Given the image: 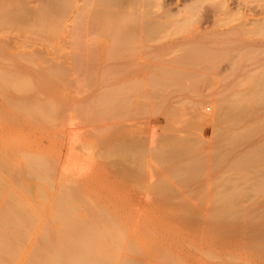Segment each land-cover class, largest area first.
Segmentation results:
<instances>
[{"label": "bare ground", "instance_id": "6f19581e", "mask_svg": "<svg viewBox=\"0 0 264 264\" xmlns=\"http://www.w3.org/2000/svg\"><path fill=\"white\" fill-rule=\"evenodd\" d=\"M251 2H263L262 4L264 6V0H191L190 3L185 8L187 9L188 13H191L192 15L196 13L198 15L199 13H201L200 16L203 17L205 15H208L210 12H219V11L227 12L226 14L229 13L231 14L232 5L240 6V5H244L245 3H251ZM167 4H168V0H0V122L4 123V124L0 123V128L25 127L28 129H37V128L45 127L48 124H53V128L57 130L55 131L56 136L54 137V140H52L53 139L52 138L51 143L47 142L48 144L50 143L49 145L47 144L45 146L44 145L45 143L42 145L40 142L42 146H45L44 148L37 142H33V145L31 142H29L28 144L30 145L31 143V145L27 147L26 146L22 147V145L13 147L12 145L13 142L8 144L9 142L6 143L0 140V197L5 195V200H3L4 202L2 201L3 204H0V264H11V262L14 261V259L17 260V258L21 253L22 255L24 254V256L27 253L24 252L23 250L26 247L25 243H26L27 235L30 233L29 232L30 230H28V228L29 229L32 228L33 230H31V232L32 231L34 232L35 226L33 225L36 224L37 226L36 221L39 219H35L34 216L35 214L33 215L34 211L31 212L33 210L32 208L34 207L33 205L30 209L31 211L27 209L29 208V205L27 204L30 200H28V202L26 203V202H22L23 201L22 198H25V196L29 192L34 191L33 187H36L37 183H39L40 180L41 183L46 184V185L42 184L41 186H39L40 189L42 190L44 188L45 189L44 191L42 190L39 191V189L36 190L37 188H39L38 185H40L41 184L40 183L37 185L35 189L36 192L37 191L39 192L35 194L40 195L43 192L42 194H44V197L45 195H47V192L51 190V187H54L55 184H59L57 185L58 188L56 187L58 189V195L56 191L53 192L56 194L57 197L56 203L49 202L51 204L49 206L54 207L51 210L52 212L49 211L51 213L52 219H48L50 213L49 214L47 213L48 216L46 215L47 216L46 220L49 223H51V221L53 222V220L57 221L58 223L56 222V224L60 223L58 227L60 226L61 230L59 231L58 228H55V225L53 223L49 225H47L48 223L45 224L47 221L44 219L45 225L43 226L45 228L44 227H43L44 229H42V227L40 228V230L42 229V233L40 231L41 233L40 235H42V237L38 236L37 239L36 234L34 233L35 235L34 238L36 237L37 240H39L40 238L42 244H40L39 242L40 240H39L37 242H34L35 247L34 246L32 248L30 247L31 250L30 252L27 253L28 255L26 257L27 261L25 260L27 264H142V260L139 257L140 250L137 249L139 246L134 247L140 244L141 239L139 241V244L138 243L137 244L133 243V245L132 243L130 244L129 240L127 239L128 237L126 238L127 235H124L127 234V231L123 232L125 230V227L120 226L121 223L123 225V222L119 221L120 224L118 225L119 222H118V218L116 219V216L119 213H117V210H114L113 208L115 214L111 215L110 211L112 213V209L111 210L109 209V212L106 211L108 209L104 210L106 208V205L108 207V204L103 203V206H101L102 204L101 200H99L98 202V200L96 199L97 196L95 195L96 197L94 196L92 197L91 195V193H93V195L95 194L93 191L91 192L92 187L90 185L92 180L91 174L93 172V171L90 172V169L92 168L93 164L99 165L105 162L110 166H112V168H114L111 171L114 173V175H117L119 178H121L122 181L125 179V180H131V182L136 181V183L137 182L141 183L142 188L144 186L147 190H145V193L143 194H141L143 190L141 192H139L140 190L138 191L139 196L137 197H139L140 201L144 202L147 201V199L149 201V199L153 195V193L152 195H150L149 191L151 190L150 192H152V190L154 189L155 190L154 194H156L155 198H158L159 200L158 199L155 200L154 198L155 195H154L153 196L154 200H152L153 198H151L150 201L151 202L160 201V199L163 198L162 199L163 202V200H165L164 197L166 195L168 197L169 194L168 198L172 197L173 186L172 183L170 186V182L167 176H166L167 177V181H166V178L164 177L165 175L164 176L161 175L162 177L160 178L162 179V181L159 180V178L157 177L158 178L157 180H159V182L158 181L154 182L155 178L153 179L154 176L153 173L157 165H162V164L164 166L168 165L167 168L170 170L168 173L172 174V176L174 177L173 178L171 176V179L173 178L172 179L173 182L176 177V181L174 183L178 184L177 183V178H178V180L180 179L185 186L186 182H184L183 180L185 179L187 180L189 178L191 179L192 177L194 178V180H197L195 177L198 172L201 173L203 169L208 170L207 166L209 165V163L207 165V159L210 161L213 160V163L215 161V164L212 167L214 171H215L214 168L215 165H216L215 167H218L223 163L222 164L223 167H227L226 164H229L228 168H231L230 170L232 169L233 170L230 172V170H228L227 168V171H225L226 176H227V172H229L231 175V173L236 169H240L241 171H243V172H238L239 170H236L238 174L239 173L241 174L240 175V177H242L241 179L250 175L249 178L252 179V183L249 184V186L251 185L249 189L253 192L250 191L251 193L250 194L249 191H247L249 189H246V191H244L245 188L246 187L248 188L249 186L246 183L245 184L247 186L244 185V183H242L243 180L242 181L238 180V182L239 181L240 182L236 183L237 180L235 181V177H237L236 176L237 172L235 173V171L232 173L233 176L235 173L234 182L232 181L233 178H231L233 177L232 175L231 177H229L230 176L229 175L228 176L229 179H227L226 181V178L228 177H226L225 174H223L224 171H221V173L223 172L222 175L225 177L222 179L223 181L222 180L220 181L219 180L220 178L218 179V177L220 176L217 175L216 179L218 180L216 182H219L220 184L219 186L225 188L221 189L219 187L221 190L220 189L218 190L217 188H213L214 185L212 186V184L208 182V184L212 186V189H210L211 186L210 188H208L209 185L207 184L208 181L207 179L214 178L213 177L214 175L212 174V171L208 172L212 174V178L211 177L207 178L206 176L209 174H207V172L206 173L204 172L205 173L204 174L203 173L204 170H203L201 175L204 176L207 174L206 176H204L207 179L201 178L204 180V182L206 181V184L208 185L206 187V185L204 184L205 190L207 188L212 191L213 189L217 190V191L214 190L215 193H213L214 191L213 192L210 191L213 194L212 195L211 193H209L208 189L207 191H205L202 188V186H199V188L201 187L203 189L202 192L203 194H205V192L211 194V195L208 194L210 196V198H208L209 201L205 202V207L206 204L208 203L207 206L210 209L209 217L204 215L205 218L207 217V219H209L210 222L207 223L206 225L212 224L211 227H213V224H216L215 226H217L218 224L219 226L222 225L224 228L227 227L228 229L229 228L231 229L232 227V240L236 239L237 242L238 240L239 241L241 240L242 241L240 242L241 244L244 243L246 246L249 247V249H251V250L247 249V251L249 252L252 251L256 256L252 252L251 255L253 254L252 256L257 257L256 258L257 261L259 260L262 264H264V208H262L264 205L262 206L259 205V204H263L264 202L261 203L263 198L260 201L259 198L254 197L255 195L254 193H256L255 195L256 197L258 196L257 193H259V195L264 194V148L262 147L264 145L263 142L264 140H261L264 137L262 135L261 136L263 138L260 137L261 138L260 141H262L260 143H263V145L260 144V146L262 145L261 147L263 148V150L260 146H257V144H255L256 146H253L254 141L252 142L250 141V139L253 138L251 137V135L254 136L256 134V130L252 128V126L254 125L257 128V125L258 126L260 125V123L257 124L254 120L253 122H250L252 120L251 114L255 115L256 113L254 114L252 112H254L255 109L260 110V108L257 109V107L264 106V73H261L256 78L255 77L252 78V80L251 79L249 80L248 78L249 81L247 83H249L248 84L249 87L247 86L248 88L247 90L245 89L244 92H242V90H240L241 92L236 91L237 93L232 92L230 96L226 98L223 97L216 103L211 101L210 103L214 106V113L212 114V116L210 117L206 116V110H204V106L203 104L201 105V103L200 106L197 104L195 109H193L191 118H193L192 121H194L197 125L209 121L211 123L215 122L217 125H221L222 123L224 124V122L227 121L232 122V127H230L231 130H227L226 132L228 136L223 134L222 137L221 136L222 134H220L221 131H219L221 130V128L220 127L217 128L216 136L220 137L218 142L220 141V139L222 140L223 138V140L225 139L226 141L228 140V144L232 143V146L234 148H236L237 146L235 147L233 144L236 143L235 145H237L238 143V146L241 147V145H243L244 142L245 143L247 142L246 144L248 145V148L253 146V148L249 149L250 152L248 151L247 155H246L247 153L246 150L244 156L237 153L242 157L240 158L237 157V159L234 158V160L236 159V161L233 160L234 162H232L231 159L230 161L229 159L225 160L226 159L225 157H228L229 154H233V152H238V151H234L235 149L233 147H229L230 145H226L230 149L229 151H227L228 147H226L227 150L224 148L225 144L227 143L226 141L223 147L226 151L224 150L222 152L223 149L220 150V146L222 147L223 142H220L221 144L220 146L218 145L216 146L217 149L219 148L220 153L222 152V154L221 157L215 155V157L216 156L218 157L215 159L214 154L216 153H214L215 151L214 149L210 150L211 153L212 151L214 153V154L212 153V155L209 153L210 151L208 150L207 152L205 150L199 151L200 148L198 146L200 144L198 143L201 142V140L199 142L197 141L193 142L194 138L197 136H194V133L192 132L190 133H192L191 135L193 136L192 138L193 140L190 137H189L190 140L189 139L183 140V137L180 138L182 141L181 140L179 141L178 138L176 140L175 138L176 141H174L175 142L174 143L173 140L172 141L170 140L169 142V139L168 140L163 139V137L170 138L167 137L168 136L167 135L168 131H167V133H165L167 136L161 137L162 140L160 138L159 144L156 143L158 142L157 141L158 139H156L155 136L157 133L154 131V129H151V127L149 131H144L146 133H144L143 131L139 132L137 130L138 131L137 132L131 130V132L128 133L123 132L124 135H122L118 130L119 132L115 133L114 137L113 135L107 134V132L111 130V128H113L112 127L113 123L111 125L110 120H112L113 117L115 119L117 118L118 115L117 112L121 110V107L123 106L125 108L126 106L133 104V101H131L132 99L130 97L131 96L130 94L135 93L134 92L135 89H132V87L134 86L136 87L137 83L132 82L136 84L134 86L131 85L129 89L127 88L128 91L127 90L126 91L128 92L129 95L125 94L126 96L124 95L125 97H122L123 95H121L120 93L123 92V90L125 89L124 87L123 88L121 87L119 89L120 91L118 90L119 92H116L117 89H115L116 91H114L113 89L116 88L114 85L112 84H109L108 86L103 85L104 82L105 83L108 82L103 80H105V78L106 80H108L109 75L112 73H113L112 76L115 78L114 72L115 73L119 72L118 74L120 75L121 65L120 63H118V61L122 58L123 54H124L123 57H125L130 53L129 50L131 49H129V47L130 45L133 44L132 43L133 40L135 42L136 36L140 34L153 35L158 33L164 27V25L159 20H155V18L158 17L160 12L156 11L154 8L164 7ZM260 13H261V17L255 19L254 22L258 29L256 30L260 33L261 32L264 33V9L260 10ZM144 17H148V19L145 21L143 19ZM140 18L141 20L144 21L142 24L133 23L139 20ZM181 28L183 27L180 26L178 30H181ZM225 32H227L225 36L227 34L230 37L239 35L238 30H232V27L226 29ZM198 33H199L198 37L195 40L189 42V44L184 45L185 46L184 48L182 46V50L180 49L182 52H179L180 54L177 53L178 54L176 55L177 57L174 58V63L180 65H183L184 63L183 66L186 65V67L184 68H187V65L188 67L189 65L190 66L192 65L191 70H189L190 67L187 69L188 70L187 71L186 69L181 68V66L180 68L179 66L178 68L176 66L171 67L172 69H170V67L166 68L162 66L163 64L161 63H160L161 66L159 65L158 63L159 59H158L157 60L158 64L156 63L157 67L155 66L153 71L150 72V75L148 76L147 85H146V87L148 88H147L146 96L144 94L143 95L138 94V96L142 98V101L145 100L144 102L147 103L150 102V99L153 100L155 98L158 100V98L160 97L159 99H161V102L158 101L157 103L154 102L155 104L154 107L156 109L157 108L156 105H158V103H162L161 105L165 106L164 111L161 113L165 121L164 123L165 127L163 126L165 130H166V126L170 127V124L171 127H173L172 120L174 121V118L173 119L170 118L171 117L170 112L166 104L167 103L166 95L168 96V92L166 94V90L167 88L171 87L170 83L174 82L172 86L179 85L180 87L183 84H186L187 81L193 80L195 77L197 78L200 77L199 80H201L204 75L201 70L197 69L196 65H199L198 67H200L201 65L206 66L209 70L210 68L215 69L216 68L215 66H217L216 64H218L217 61L215 63L216 60L215 57L217 56L223 57L221 59L217 57L219 60H222V59H226L224 57H226L227 55L229 56L230 54L233 53L235 54L236 52L232 50V48L236 46L234 43L230 45V47L235 45L230 49L232 50V53H230L231 51L227 52L229 49L222 50L220 47L221 45H224L225 43L224 41H222L224 43L219 45L220 47L215 46V49L217 47V49L219 48L218 50L220 51H218L217 49L216 50L213 49V47L210 48L211 46L207 42L211 44L210 42L211 40L206 41V39H208L209 37L210 39L215 38L213 34L210 35L211 33H214V31L212 32V30L205 29L198 31ZM214 34H216V32ZM205 35L206 36L210 35V36L207 38L205 37ZM233 41L234 39L228 41V44L230 42L232 43ZM217 44L218 43H216V45ZM221 50L225 51L226 53L221 52ZM248 52L250 53V50H248ZM108 58L111 59L112 61L107 62ZM235 58L233 59L234 62H235ZM117 59L119 60L117 61ZM160 61L161 60H159V62ZM234 62L232 63L234 64ZM236 64L238 63L236 62ZM81 67L83 71H85L83 69L84 67L87 69L86 72L89 70L88 73L92 71L91 73L92 74L94 73L93 76H95L96 79H99L97 81L101 82L102 80V82L98 85V87L96 88L94 87V90H91L90 93L84 95L85 97L82 96L81 99L79 97L81 103L79 106H76L74 105V103L73 104L69 103L71 97L68 96L69 99L67 98V96L64 94V92H66L65 89L64 91L61 90L65 88L64 86L65 83L67 82L66 81L67 76L74 74L76 72L75 70L77 69L80 70ZM192 67H194L197 71H192L195 70L194 68L192 69ZM233 67L235 66L233 65ZM207 68L203 70H207ZM118 69L120 71H118ZM233 69H238V68L235 67ZM73 71L75 72L72 73ZM198 71L199 73L202 72L203 76H200ZM118 76L115 79H118L119 78ZM112 79L113 78H109V80ZM112 81L115 80L113 79ZM182 81H184L183 84H181ZM196 81L194 82L198 83V80ZM194 82L190 81L189 83H194ZM139 83L140 82H138V84ZM141 84H139V88H141L140 87ZM110 85H112V89H110L111 87L109 88ZM119 87L117 86V88ZM125 87H128V85ZM131 89L133 90V92H131L132 91ZM111 90L113 92H111ZM142 90H138V91H141L142 94L143 92ZM169 90L170 89H168L167 91ZM126 91H124V93H126ZM132 95L137 96L135 94ZM142 96H144V98ZM229 97L230 99L232 98V100H229ZM122 98L126 100L124 101ZM127 99L132 103L130 102H129L130 104L127 103L128 102ZM134 99L135 98H133V100ZM144 102H142V105L145 106ZM124 104H126V106H124ZM140 104L141 103H139V105ZM151 106L152 108L150 109L151 110L154 109L153 104ZM130 107L128 106V108ZM253 108L255 109L253 110ZM154 110H152L153 112L152 111L151 112L154 113L155 112ZM248 112H250L248 117L249 119L251 118V120L248 121V123L246 122V124H249L250 125V126L248 125L249 127L246 124H244L245 122L244 123L241 122L244 120V116L247 117ZM172 117H176L175 114H173ZM145 120H147V118ZM16 122H19V124H16ZM241 123H243V127L246 125L248 128L245 129V127L244 128L239 127L240 130H237V128L236 130L235 128L232 129L237 125L239 126ZM110 125L111 128L109 129ZM116 126L118 125L114 126L115 131L117 130ZM196 128L199 129V126ZM258 128L260 129V127ZM144 129H148V128L145 127ZM223 129L224 128H222V131H224ZM252 129H254L255 132ZM190 130L192 129L190 128ZM172 131L173 129H171V132ZM259 132L261 131L259 130L258 134ZM258 134H256V136H259ZM188 135L189 134H187L186 137ZM91 136H94V139H92L93 137ZM173 137H177V136L173 135ZM195 139L197 140V138ZM177 141L179 142L176 143ZM248 141H250L252 145ZM213 145L214 144H212V146ZM240 147L238 149H242V147L241 148ZM212 148L213 147H211V149ZM205 149L207 148L205 147ZM219 150L216 151L217 154L219 153L218 152ZM225 152H227V156L225 155L224 157H222ZM237 154L234 155L237 156ZM234 155L231 156L233 157ZM231 156H229V158H231ZM222 159L225 162L228 161L229 162L225 164L224 162H221ZM100 161L102 162L100 163ZM154 163L155 164L160 163V164H157L155 166ZM163 165L160 167H163ZM205 165L207 168L204 167ZM210 165H212V163H210ZM257 167H259L258 170ZM218 168L216 170H218ZM209 169L211 170L210 167ZM220 170L221 169L219 168V171ZM157 171L158 173L160 172V170ZM164 172L163 174L166 173ZM216 172L217 171H215L214 174H217ZM8 173H10V175H8ZM200 173L198 174L200 175ZM221 173L219 174L221 175ZM6 174L8 177L11 176L10 180L12 179V181H10L8 177L4 178ZM251 174L253 175L251 176ZM197 178L200 181L199 176H197ZM151 179L154 181H152ZM42 180L43 181L49 180L48 182H52L53 180L55 181L58 180V182L56 183L54 181L55 184L53 183L54 185L51 186L50 189H47L51 185V183H49L48 184L49 186H47V183L43 182ZM247 180L245 178V181ZM27 181H30V183L32 181V183L34 184H29L30 186L27 187L26 186ZM181 181L180 183H182ZM225 181L226 183H224ZM250 181L248 180L247 183H249ZM191 182L192 181L190 180V183ZM183 183L181 184L182 187H184ZM240 183H242L243 186H245L244 188L241 186L244 190L242 188H239L238 184ZM8 184H10L11 186L9 185L10 186L9 187ZM221 184L222 185L225 184V186H222ZM32 185H33L32 187L33 189L30 188ZM131 185L132 184H130V186ZM43 186H47V187H43ZM139 186L138 188L141 189ZM195 186L191 185L189 187L190 189L192 187L194 189ZM28 188H30L31 190ZM46 189L47 191H45ZM197 190L199 191L200 196L203 195L200 192L201 189H197ZM177 191H181V190H177ZM194 191L196 190L194 189ZM156 192L160 194L161 198L160 196L157 195ZM252 193L254 195L251 198ZM49 194L51 195L52 192H49ZM140 194L142 195V197ZM176 194H178V192ZM180 194L181 193H179V195ZM50 195L49 198H51ZM53 195L54 194H52V196ZM175 195L173 193V198L172 199L170 198L169 200H173L175 198ZM181 196L179 197L183 198ZM188 196L186 198H188ZM209 196H206V199ZM249 196L250 199L253 200L250 199L247 200ZM93 198H95L94 202H93ZM168 198L165 201H167V203L168 202L170 203ZM189 198L192 197L190 196ZM201 198L204 197L201 196ZM179 199H176V201ZM256 199L260 201L258 203V206L256 204L254 205L251 204L250 207L249 205L247 207L244 206L246 202L249 203L248 201H250L251 203H255ZM53 200L55 201V197ZM244 200L246 202L244 203V205H242ZM142 202L138 201V205L137 203H135L136 204L135 206L139 207L140 203L141 206L145 205ZM162 202L161 201L158 202L159 205L162 204L163 206L164 203ZM183 202L185 203L184 200ZM198 202H195V204L193 205L194 206L198 205L199 204ZM25 203L27 207H25ZM94 203H96L97 206ZM98 203H100L99 206ZM203 203L204 202L201 203L202 206ZM147 204H149V202ZM172 204H174V202ZM183 204H181V206H184ZM186 204L187 201L185 203V206ZM190 204L192 205V203ZM165 205L166 202L164 206ZM255 205L257 208L253 207ZM194 206L193 209H195V211L191 212V209H189L187 213L188 212L191 213L190 214L186 213V215L189 216L191 215L190 216L191 218L187 216L191 220L193 218L199 219L198 217L195 218L194 216L195 215L198 216L199 214L202 213V211L204 212V209L202 210L200 205L199 208L202 211L199 210V208H197L198 206L196 208H194ZM173 207L175 206L173 205ZM205 210H207V207ZM178 214H179V210H178ZM181 214L185 215V213H181ZM192 214L194 215L193 218H192ZM183 217L181 216V218ZM203 218L201 217L200 221H203ZM120 220H122V218ZM125 220L126 219L124 218V221ZM181 220L183 221L185 219H181ZM206 220L204 219V222ZM197 221L198 220H196V224ZM52 224L54 225V227ZM206 225H204L205 228H207ZM215 226L214 228H216V232L217 231L219 232L220 227H215ZM130 227L131 226L128 225L127 230H129L128 228ZM192 227L194 229V226ZM198 227L200 226H197V228ZM211 227H208V229L211 231L214 230V228L210 229ZM48 228H51V230ZM197 228L195 227V229ZM227 228L226 230H228ZM208 229L207 231H209ZM230 229L228 230V232L231 231ZM35 230L37 231V229ZM226 230H222L223 234L225 233ZM134 231L135 230L132 229V232ZM52 232L55 235H53ZM209 233L211 234L210 231ZM217 233L216 235H218ZM223 234H222V238L224 237ZM30 236H32L31 233L28 235L29 239ZM133 236L135 237V235ZM214 236H215V230L213 237ZM134 237H132L131 235V241L132 239H134ZM218 237L221 236L218 235ZM226 237H224L225 241H227L226 239L229 236L227 238ZM137 238L139 239V237ZM222 238H219V240L220 239L223 240ZM124 239H127V241ZM137 240L135 241L138 242ZM37 243H39L42 246L37 247L38 245ZM125 243L126 245L128 243L129 248L128 245L127 246L125 245ZM123 247H127V249H129L130 251L127 249L126 250L129 251V253H131L132 255L134 252V255L133 256L131 255L132 257L131 256L129 257L128 255L126 257L125 256L121 257L120 253L121 251H123L121 250ZM122 254L124 255L125 253ZM230 260L232 259L229 258V261ZM236 262L234 261V263Z\"/></svg>", "mask_w": 264, "mask_h": 264}, {"label": "rangeland", "instance_id": "374dc122", "mask_svg": "<svg viewBox=\"0 0 264 264\" xmlns=\"http://www.w3.org/2000/svg\"><path fill=\"white\" fill-rule=\"evenodd\" d=\"M190 1L191 0H168V4L166 6H164V7H155L154 9L156 11L160 12V14L158 15V17L155 18V20H159L164 25V27L158 33L153 34V35H151V34L150 35L140 34V35L136 36L135 42L133 40V42H132L133 44L130 45L131 48L129 47V49H131V50L128 49L130 53L129 52H128L129 54L126 53L128 55L125 56V57H123L124 56V54H123V56H122V58L120 60L117 59V61L118 60L120 61V62L118 61V63H120V65H121L120 66L121 68L119 67L121 71L118 69V71H120V75L121 76L118 74L119 72L118 73L114 72V76L116 78L119 75L118 79L120 81L118 79H115L112 76L113 73L110 74L111 77H110V75H109V77L106 75L108 77V80H106V78H105V80H103V81H108V82L111 81V82H109V83L108 82L107 83L104 82L103 85H106V86H108L109 84L114 85L116 88H113V89H114V91H116L115 89H117L116 92H119L120 91L119 89L121 87L122 88L124 87L125 89L123 90L122 93H120L121 95H123L122 97H125L128 94L127 88L129 89L131 85L134 86L136 83L138 84V82H140L139 84L142 83L140 85L141 88H139V84H138V86L136 84V87L135 86L132 87V89H135V91H134L135 93H132V94L137 95V96H133L132 94H130L131 95L130 97L132 99L131 101H133V104L131 105L130 103H132V102L128 101V99H127V101H128L127 103L130 102L129 103L130 105H128V106L129 107L131 106V107L128 108V106H126V104H124V106H126L125 108L122 106L123 107V109H122V107H121V110H119L117 112L118 115L116 114L117 118L115 119L113 117V119L110 120L111 121L110 122L111 125L113 123V126H112L113 128H111V125H110L109 129L111 128V130H109V131L111 133L108 131L107 134L108 135H113V137H114V134L119 132V131H120V134L124 135L123 132L124 133H128V132H131V130L132 131H137L138 130L139 132H141V131H143V132L144 131H149V129L151 127V129H154V131L157 133L155 136H156V139H158L157 140L158 142H156V143L159 144L160 143L159 140L163 136H167L168 135L167 137H170L171 139L170 138H165V137H163V139H166V140L169 139V142H170V140L171 141L173 140V142H174V141L177 140V138L180 141L181 140L180 138H182V137H183V140L184 139L185 140H188V139L190 140V138L191 139L193 138V136L191 134L194 133V136H197V137H195V138H197V140L194 138V140L192 139L193 142H196V141L199 142L201 140V142L198 143V144H200L198 146L200 148L199 151L205 150L207 152V150L210 151V150L214 149L215 150L214 153H216V154H214L213 151H212V153L214 154V158L216 159L218 157H221V154H222V152L225 149L227 150L226 147H228V146H226V145H230L229 147H233L232 143L228 144V140L226 141V139L223 140V138H222L223 141L220 139V141L218 142L220 137L216 136L217 128L218 127L221 128V130H219V131H221L220 134H222L221 135L222 137H223V134L228 136L226 132H227V130H231L230 127H232V122H230V121H227L228 123L224 122V124L226 123L227 125H229V126H227L226 124L224 125L223 123L221 125H217L215 122L211 123L209 121V122H205V123H202V124L200 123L201 124V126H200V124L197 125L194 121H192L193 118H191V117H192L193 109H195L197 104L200 106V103H201V105L203 104V106H204V110H206V116L207 117L212 116V114L214 113V106L210 103L211 101L216 103L221 98H223V97L226 98V97L230 96L232 92L234 93V92H236V91L238 92L240 90H242V92H244L245 89L247 90V88L249 87L248 86L249 83H247V82L250 79L252 80V78H254V77L256 78L261 73H264V33H262V32L260 33V32L257 31L258 29H257V26H256V24L254 22L255 19H258L259 17H261L260 10L264 9V6L262 4L263 2L245 3L244 5H240V6L232 5V13L231 14L229 12H228L229 14H226L227 12L219 11V12H210L208 15H205V16L202 17V16H200L201 13H199L198 15H197V13L192 15L191 13L187 12V9L185 7H187V5L190 3ZM143 19L146 21L148 19V17H144ZM143 22L144 21L141 20V18H140L139 20H137V21H135L133 23L134 24H142ZM180 26H182L183 28H181V30H178V28ZM231 27H232V30H238V32H239L238 34L239 35H235V36L230 37L227 34L229 37L227 35L225 36V34L227 33V32H225L226 29L231 28ZM205 29L212 30V32L214 31V33L216 32V34H214V33L210 34V35H212V34L214 35L215 38H213V39H210V37H209L210 35L209 36L205 35V37H207V38L209 37L208 39L205 38L206 41L207 40L208 41L211 40L210 41L211 44L209 42H207L211 46L210 48L213 47V49H215V46L220 47L219 45H221L224 42L225 43L227 42L226 44L224 43L225 46L221 45L220 48L222 50H225V49L228 50L229 49L227 52L231 51L230 53H232V50L234 52L235 51L236 52H235V54L234 53L230 54L229 55L230 57L227 55L228 58H227V56L224 57L227 60L226 59L219 60V59H221L223 57H219V56L216 55L219 59L217 57H215V59H216L215 63H216V61L218 63V64H216L217 66H215L216 68L214 67L215 69L210 68V70H209L206 66H202L201 65L200 67H198L199 65H196L197 69L201 70L203 72L204 76L202 75V72L199 73V71H198L199 75L203 76V78L201 80H199L200 77L197 78V77L194 76L195 80L193 79V80H190V81L194 82V81L198 80V83H195V82L194 83H189L190 81L185 80L188 83L186 82V84H183L184 81H182L181 84H183V85L180 86V87H179V85L172 86V84H174V82L170 83L171 87L167 88V90L168 89H170V90L169 91L166 90V94L168 92V96L166 95V97H167V99H166L167 103L166 104H167V108H168V110L170 112V116H171L170 118L171 119L174 118V121L172 120V124H173L172 126L173 127H171V124H170V127L168 126L169 129L166 126V130H165L164 129L165 121H164V119L162 117V114H161L164 111L165 106H162L161 105L162 103H158V105H156L157 108L155 109V107H154L155 106L154 102H156V103H157V101L161 102V99H159L160 97L158 98V100L155 99V98L153 100L150 99V102L147 103V102H144L145 101L144 99H143L144 101H142V98H140V96H138V94H140V95L144 94L146 96V92H147V88H148V87H146L148 76L150 75V72H152L153 69L155 68L158 59L162 61V62L161 61L159 62V60H158V63H159L160 66H161V64H163L162 66H164L166 68L170 67V69H172L171 67H175L176 66L178 68V66H179V68H180V66H181V68L186 69V70L190 67L189 70H191V66L192 65L191 66L189 65V67L187 65V68H184V67H186V65L183 66L184 63H183V65L175 64L174 63V58L177 57L176 55L180 54L179 52H182L181 51L182 50V46L184 48L185 47L184 45L189 44V42L195 40L198 37V35H199L198 31L205 30ZM223 32H225V33H223ZM211 38H212V36H211ZM233 39H234L235 42L233 41L232 43L230 42L231 44L230 43L228 44V41L233 40ZM222 41H224V42H222ZM216 43H218V44L216 45ZM233 43L236 45V46L233 45V46H235L234 48H237V49L232 48L233 46L230 47V45H232ZM226 47H228V48H226ZM231 48H232V50H230ZM216 49H217V47H216ZM222 50H221V52H225V51H222ZM248 50H250V53L248 52ZM251 50H252V53H251ZM218 51H220V50H218ZM237 52H238V54H237ZM236 54H237V56H236ZM231 55H233L234 57L231 56ZM118 58H120V57H118ZM230 58H232V59H230ZM234 58H235V62L233 60ZM111 59L108 58L107 62H109V61L111 62L113 60V59L112 60ZM228 59H230V60H228ZM229 61L234 62V64L232 62H229ZM236 62L238 64H236ZM186 64H188V63H186ZM233 65L235 67H237L238 69H233V68H235V67H233ZM194 67H192V69ZM206 68L209 71L203 70V69H206ZM83 69L85 71H83L82 67H81L80 70L77 69V70H75L76 72L73 71L72 73L75 72L74 74L67 76V79H66L67 82L65 83V86H64L65 88H63V90H61V91H64V89H65V91L67 93L64 92V94L67 96V98H68V96L71 97L70 100H69L70 101L69 103H71V104L74 103V105H76V106L80 105V103H81L80 99L82 98V96L85 97L84 95L90 93L91 90H94V87L95 88L98 87V85L102 82L101 79H100L101 82L97 81L99 79H96L95 76H93L94 73L92 74L91 73L92 71H90V73H88L89 70L86 72L87 69L85 67ZM192 71H197V70L195 69V70H192ZM109 78H113L115 81H112L113 79L109 80ZM248 78H249V80H248ZM132 82H136V83L134 84ZM177 84H178V82H177ZM112 85L109 86V88L111 87L110 89H112ZM127 85H128V87H125ZM117 86L118 87L120 86V87L117 88ZM136 89H137V91L144 89V90H142L144 93L142 92V94H141V91L137 92ZM108 91H110V90H108ZM124 91H126V93H124ZM130 91H129V93H130ZM111 92H113V91L111 90ZM131 92H133V90ZM79 97H80V99H79ZM142 97L144 98V96H142ZM156 97H158V96H156ZM231 97H233V96H231ZM127 98H128V96H127ZM133 98L137 99V100L134 99L135 101H137V102L139 101L138 104H137V102H135L133 100ZM229 100H232V98L230 99V97H229ZM72 101H74V102H72ZM141 101L145 103V106L142 105ZM76 103H78V104H76ZM139 103H141L140 105L143 106L145 109L143 107H141L139 105ZM152 104H153V107L155 109V110L152 109V110L155 111L154 113H152L153 111L150 109V108H152V106H151ZM148 105H149V107H148ZM263 107H257V109L260 108V110L259 109L256 110L255 109L256 107L253 108V110L255 109V111L254 112L251 111V112L254 113V114L256 113V114L255 115L251 114L252 115V120H251V118L249 119L248 115H249L250 112H248L247 113V117L248 118L244 116V120L241 121L243 123L245 122L244 124H246V122L248 123V121H250V120H251L250 122H253V120H254L257 124L260 123L259 126L257 125V128L254 125L252 126V128H254L256 130V134H258L259 130L261 131L258 134L259 136H256V134L254 135L255 137L251 135V137H253V138H251L252 140L250 139V141L251 142L254 141L253 142L254 143L253 146H256L255 144H257V146H260V144L263 145V143H260V142H262V141H260V139L264 137V126H263L264 125V123H263L264 122V108ZM120 111H121V113H120ZM171 113H172V115L175 114L176 117H172ZM148 116H149V118H148ZM146 118H147V120H145ZM148 121H149V124H148ZM191 121L194 122V123H192ZM0 123H2V122H0ZM170 123H171V121H170ZM188 123H189V125H188ZM243 123H241L239 126L237 125L236 127H233L232 129L235 128V130H236V128H237V130H240L239 127L240 128H244L245 127V129H247L250 126L249 124H246L247 126L248 125L249 126L247 127L245 125L243 127ZM2 124H4V123H2ZM16 124H19V122H16ZM114 124L118 125V126H116L117 127L116 131H115V127H114L115 125ZM151 124H152V126H151ZM251 124H253V123H251ZM148 125H149V127H148ZM198 126H199V129L196 128ZM221 126H224V127H221ZM118 127H121V128H118ZM145 127L148 128V129H144ZM258 127H260V129ZM190 128L192 130H190ZM222 128H224L223 129L224 131H222ZM225 128H226V130H225ZM171 129H173L172 132L174 134L171 132ZM254 129H252V130L254 131ZM169 130H170V133H169ZM55 131H57V130H55L53 128V124H48L45 127H41V128H37V129H28V128H25V127L24 128H20V127H18V128L17 127H15V128L1 127L0 128V140L2 142H6V143L9 142L8 144L13 142V144H12L13 147L14 146L15 147L16 146H20V145H22V147H25V146L27 147V146H30L31 143L33 145V142H37L39 144L41 142L42 145L45 143L44 145L46 146L48 144L47 142L51 143V139L52 138H53L52 140H54V137L56 136V134H55L56 132ZM162 131H164V132H162ZM167 131H168V133H167ZM190 132H192V133H190ZM195 132L197 133V135H196ZM254 132H251V133H254ZM144 133H146V132H144ZM165 133H167V135ZM187 134H189V135L186 137ZM173 135L174 136L176 135L177 137H173ZM91 137H93L92 139H94V136H91ZM172 137H173V139H172ZM175 138H176V140H175ZM255 139H257V140H255ZM161 140H162V138H161ZM261 140H264V138L261 139ZM179 141H177L176 143H178ZM250 141H248V142H250ZM29 142H31L30 145L28 144ZM205 142H207V143H205ZM220 142H223L222 143L223 144L222 147L220 146L221 145ZM24 143H26V144H24ZM246 143L244 142L243 145L239 144V145H241L242 149H238L240 147V146H238V143H237V145H235L236 143L233 144L235 147L237 146L236 148L233 147L235 149V150L234 149L233 150L234 151H238V152H233V154H229V156L237 154V153H239V154L244 156L246 152H247L246 153V155H247L248 151L250 152L249 149L253 148V146L248 148V145ZM212 144H214V145L212 146ZM224 144H225V147H224ZM34 145H36V144H34ZM217 145L220 146V150L223 149L221 153H220L219 148L217 149V147H216ZM251 145H252V143H251ZM45 146H42V147L44 148ZM205 147L207 149H205ZM211 147H213V148L211 149ZM229 147H228L227 151L230 150ZM262 147L264 148V145ZM247 148H248V150H247ZM263 148H262V150H263ZM217 150H219L218 152L220 154L219 153L217 154V152H216ZM245 150H246V152H245ZM240 152H242V153H240ZM209 153L212 155L211 151ZM225 153L223 154L222 157H224L225 155L227 156V152H225ZM239 154H237V156L234 155L235 157L231 156V158H229V156L225 157L226 158L225 160L229 159V161H230V159H231L232 162H234V161H236L237 157H239V158L242 157ZM215 155H217L218 157L217 156L215 157ZM212 158H213V156H212ZM234 158H236V159L234 160ZM209 161L210 160L207 159V165L209 163V165L207 166L208 168L206 167V165L204 166L208 170H206V169L204 170L202 168L204 170V171L203 170L202 171H203V173L207 172V174L210 175V176L207 175V174H206L207 176L204 175L207 178L208 177L212 178V174H213L214 175L213 176L214 178H212L213 180L212 179H207L206 177L201 175L202 171L200 170L201 173L198 172V173H200V175L197 173L196 177H195L197 180H194L193 177H192L193 180H192V178L191 179L189 178L187 180L186 179L183 180L184 182H186L185 183V186L187 185L186 187L184 186V183L179 179L183 183L184 187H182V185H181L182 183H180L178 178H177V183L179 185L174 183L176 181V177H175V180L173 182L172 179L174 177L172 176V174L168 173L170 171L167 168L168 165L164 166L162 164L163 167H160L162 165H157V164H160V163H156V164L154 163L155 166L157 165V167H155V170H154V173H153L154 174L153 179L155 178V181L152 180V179L151 180L154 181V182H156V181L159 182V180L162 181V179L160 177H162L161 175H163V176L165 175L164 177L166 178V181H167V177H168V180L170 182V186H171V183H172V186L174 188L173 189L171 187L173 191L171 190L172 191V197H170V198L171 199L173 198V193L175 195L178 192V194L175 195V198H174L175 200L174 199L173 200H169L170 199V198H168L169 194H168V197H167V195L165 196V197L168 198L170 203L169 202L167 203V201H165L167 199L165 197H164L165 200H163V202H162L163 198H161L160 194H158L156 192L157 195L160 196V198H161L160 201L162 203L165 204V202H166V205L167 204L168 205L171 204L169 206L167 205L168 207L166 205L164 206V204L162 206L161 203H160L161 205H159L158 202H160V201H152V202L150 201V199L153 198L154 195H155L154 198L156 197V194H154V192H155L154 189L152 190V192H150L151 190L149 191L150 195H152V193H153V195L151 196L149 201H148V199H147V201H144V202L140 201L139 197H137V196H139L138 195L139 192H141L143 190L141 192V194H143V193H145V190H147L144 186L142 188L141 183L137 182L138 183L137 184L136 181L135 182L133 181L134 182L133 183V182H131V180H125V179L122 181L121 178H119L117 175H114V173L111 171L114 168H112V166H110L109 164H107L105 162L101 163L102 161H100L101 164H99V165L96 164L97 166L93 164V166H92L93 169L92 168H91L92 170L90 169V172L93 171L92 174H91L92 180H91L90 185L92 187L91 192L93 191L95 194L93 195V193H91V195H92V197L93 196L94 197L97 196L96 199L98 200V202H99V200H101V202H102L101 206H103V203H105V204L107 203L108 207L106 205V208L104 210L108 209L106 211L109 212V209L110 210L112 209V213L110 211L111 215L115 214V211H113V208H114V210H117V213H119V214L116 213L117 216H118V217L116 216V219L118 218V222L119 221L123 222V225L121 223L120 226L125 227V230L123 232L127 231V234H124V235H127L126 238L128 237L127 239L129 240L130 244L131 243H132V245H133V243L134 244L135 243L139 244V241L141 239L140 244L136 245L134 247H138L139 246L137 249L140 250L139 251V257L142 260V264H233L234 261L235 262L237 261L234 264H238V263L239 264H258L260 262L259 260L257 261V259H256L257 257L252 256L254 254L252 251H250V252L247 251V249L251 250V249H249L248 246H246L244 243L243 244L240 243V242H242L241 240L240 241L238 240V242H237L236 239H234L236 242L234 240H232V227H231V229L229 228L231 231L228 232L229 229L226 227L228 229V230H226V228H224L222 225L219 226L217 224V226H215L216 224H213V227H211L212 224H208L210 226L206 225L207 223H210L209 219H207V217H209V215H210V209L207 206V204H208L207 203L206 204L207 210H205L206 209L205 202L209 201V199H208V198H210L209 195H211L212 194L211 192H213L215 190V189H213V191H212L210 189H212L213 185H214L213 188H217L218 190L220 188L221 189L225 188V187L222 188L221 186H219L220 185L219 182H216V181L219 178H220L219 180L221 181L226 176V174H225L226 172L225 171H227V168L229 167L228 166L229 164H226L229 161L225 162L222 159L221 162H224L227 167H223V165H222L223 163L221 164V162H220V164L222 166L221 165H220L221 167L218 166V165L217 166L221 170L219 171V168L215 167L216 166L215 165L214 168H215V171H217L216 172L217 174H214L215 171H214V169L212 167L215 164V161H214V163H213V160L210 161V162ZM210 163H212V165H210ZM260 165H262V164H260ZM164 167H166L168 170L166 168H164ZM209 167L211 168V170L209 169ZM259 167H257V170H258ZM217 168H218V170H216ZM225 168H226V170H225ZM156 169L160 170V172L158 173V171ZM161 169H162V172H161ZM230 169L231 168H228V170H230ZM165 170H167V171H165ZM232 170H230V172ZM236 170H239L238 172H243L240 169H236ZM236 170H234L235 173L237 172ZM211 171H212V174L208 173V172H211ZM213 171H214V173H213ZM221 171H224V173L223 172L222 173L225 174V176L222 175ZM163 172L165 174H163ZM218 172L221 173V175ZM238 172H237V175H236L237 177H235V173H234V176L231 173V175L233 176V177H231L229 172H227V176L226 177H228L230 175L229 177L233 178L232 179L233 182H234V177H235V181L237 180L236 183L240 182V181L238 182V180H241V181L243 180L242 183H244V185L248 184V186H249V184L252 183V179L249 178L250 175L245 177L246 180L248 178H249L248 179L249 181L251 180L249 183H247L248 180L245 181V178L241 179L242 178V177H240L241 174L240 173L238 174ZM4 173H6V172H4ZM251 173H253V172H251ZM8 175H10V173H8ZM217 175L220 176V177H218V179H216ZM252 175L253 174H251V176ZM171 176L173 177L172 179H171ZM197 176H199L200 181L197 178ZM221 176H223V177H221ZM6 177H8L7 174H6V176L4 178H6ZM157 177L159 178V180H157L158 179ZM229 177L226 178V181H227V179H229ZM10 178H11V176L8 177L9 180H10ZM201 178H206L208 180L207 184L209 182L210 184H212V186L210 184H208L209 185L208 186L206 184V181L204 182V180L201 179ZM214 179H216V180H214ZM190 180L192 181L191 183H193L194 185L190 183ZM209 180H212V181H209ZM10 181H12V179ZM40 181H39V183H37L35 181H33V182L37 183V185H38V184L41 183ZM48 181L49 180H47V181L45 180L43 182H46L47 186H49L48 184L51 183V185L47 188V189H50V187L55 184L54 183L55 180H53L52 182H48ZM226 181L224 183H226ZM55 182L57 183L58 180L55 181ZM196 182H198V183H196ZM214 182H215V184H214ZM217 183H218V185H217ZM242 183L238 184L239 188H242V187L244 188L245 187V186H243ZM29 184H34V183H32V181H31V183H30V181H27V185L26 186L27 187L30 186ZM42 184H44V183H41L40 185H38V187L41 186ZM130 184H132V185L130 186ZM133 184H135L137 187L135 185H133ZM204 184L206 185V187L208 186V188H210V186H211L210 189L207 188L209 190V193H211V194L205 192V191H207V189L205 190ZM9 185L10 184H8V186ZM37 185H36V187H37ZM44 185H46V184H44ZM57 185H59V184H55L54 187H51V190L47 192V195L49 194V192H52V194H54L53 196H52V194L51 195L49 194L51 196V198L53 197L52 199L49 198V195L48 196L45 195V197H44V194H42L43 192L42 193L40 192L41 194L38 193V194L41 195V197H40V195H36L35 193L39 192L42 189H40V187L36 189V187H33V185L30 188L33 187L34 191L29 192L27 194L28 196L27 195L25 196V198L27 197L26 199L22 198V200H23L22 202H26L27 203L28 200H30L28 202V204H27V205H29V208H27V209H29V211H31L30 209H31V207L33 205L34 207L32 208L33 210L31 212L34 211L35 213L33 212V215L35 214L34 215L35 219H39V220L36 221L37 226H36V224L33 225V226H35V228L33 227L34 228V232L33 231L31 232V230H33L31 228L32 226L30 227L31 229L28 228V230H30L29 232L31 233L32 236H30V239H31V241H30V239L28 237V235L30 233L28 232L29 234L27 235V239H26V243H25L26 247L24 246L25 248L23 250L24 252H27V253L30 252V250H31L30 247L31 248L33 246L35 247L34 242H37V241L40 240V238H39V240H37V239H38V236L42 237V235H40V234L42 233V229L45 228L43 225H45L47 223H48L47 225L53 223L55 225V228H58L59 231L61 230L60 226L58 227V225H60V223L56 224L57 221H55V220H53V222L51 221V223H49L46 220L48 214L50 212H52L51 210L54 208L52 206H49V205H51L49 202H51V203L55 202L56 203L57 197H56V194L53 193V192L56 191L57 195H58V189H57L58 186ZM191 185L192 186L197 185L194 188L197 192L194 191L193 187L190 189L189 186H191ZM215 185H217V186H215ZM47 186H43V187H47ZM138 186L141 189H139ZM199 186H202V188L205 190L204 192H205L206 195L202 193L203 189L201 187L199 188ZM222 186H225V184L222 185ZM250 187H251V185L248 188L246 187L245 190L243 188L242 189L244 191H246V189H249ZM30 188H28V189H30ZM52 188H53V191H52ZM175 188H177V189H175ZM196 188L197 189H201L200 192L203 194L201 196L204 197V198H201L200 193H199V191ZM35 189L36 190L39 189V191L36 192ZM44 189L42 191H44ZM47 189L45 191H47ZM177 190H181V191H177ZM215 191H217V190H215ZM215 191L213 193H215ZM247 191H249V193H250L251 190L249 189ZM251 192H253V191H251ZM179 193H181V194L179 195ZM191 193H193V194H191ZM195 194H196V196H195ZM197 194L200 196V198H199V196ZM254 194L256 195V193H254ZM254 194L252 193L251 198L253 197ZM17 195H19V194H17ZM42 195H43V197H42ZM184 195H186V196H184ZM255 195H254V197L255 198H259L260 201L263 198L261 203L264 202V197H263L264 194L263 195L262 194L259 195V193H257V195H258L257 197ZM179 196L183 197L184 199L180 198ZM187 196H188V198H186ZM190 196L192 198H189ZM206 196H209V197H207L208 200L206 199ZM260 196H261V198H260ZM54 197H55V201L53 200ZM136 197L138 198L139 202H142L145 205L141 206V203H140L139 207L135 206L136 205L135 203H137V205H138V201H137ZM141 197H142V195H141ZM162 197H163V195H162ZM20 198H21V196H20ZM135 198H136V200H135ZM154 198L152 200H154ZM255 198H254V200H255ZM24 199L27 200V201H25ZM156 199H158V198H155V200ZM176 199H179V200H177L178 203H177ZM190 199H192V200H190ZM194 199H195V201H194ZM249 199H250V196L248 197L247 200H249ZM3 200H5V195L0 197V204H3L2 203ZM94 200H95V198H93V202H94ZM183 200L185 201V203L187 201L186 206H185V203L183 202ZM188 200L190 201V203H192V205L189 203ZM245 200L243 201L242 205H244V203L247 201V200L246 201ZM250 200H253V199H250ZM257 200L258 199H256V202L254 201L255 203H251L250 201H248L249 203L246 202L244 206L247 207L249 205V207H250L251 204H253V205L256 204L258 206V203L260 201L258 200V202H257ZM198 201H200V202H198ZM95 202H97V201H95ZM148 202H149V204H147ZM173 202H174V204H172ZM195 202H198L199 204L197 203L198 205L194 206L193 204H195ZM202 202H204L203 206L201 205ZM26 203H25V207H27ZM100 203H98V206H99ZM30 204H31V206H30ZM94 204H96V203H94ZM176 204H179L180 206H181V204H183L184 206L180 207L179 205H176ZM173 205L175 207H173ZM199 205L202 208V210L204 209V212L199 208ZM256 205L253 206V207L257 208ZM259 205L262 206V205H264V203L263 204H259ZM96 206H97V204H96ZM193 206H194V208H196L198 206L197 208H199V210L202 211V213L199 214L198 216L197 215L194 216L192 214V218L194 216L195 218L198 217L199 219H197V218L194 219L193 218L191 220L190 219L191 215L190 216L186 215V213H187V211L189 209H191V212L195 211V209H193ZM136 207H137V210H136ZM169 208H171V209H169ZM181 208H182V210H181ZM262 208H264V206ZM208 209H209V211H208ZM178 210H179V214L185 213V215L184 214L183 215L182 214L179 215L178 214ZM182 211H184V212H182ZM172 212H174V213H172ZM191 212H188V213L190 214ZM119 215H121L122 217L119 216ZM204 215L207 216V217L205 218ZM175 216H176V218H175ZM181 216L182 217L185 216V217L181 218ZM187 216H189L190 218H188ZM201 217L202 218L204 217L203 221H200ZM121 218H122V220H120ZM124 218L127 221L126 220L124 221ZM180 218L181 219H185V220L182 221ZM44 219L47 221L46 223H45ZM48 219H52L51 218V213L49 214ZM204 219L205 220L207 219L208 221L206 220L205 221L206 223H205ZM196 220H198L197 221L198 225L196 224ZM126 222H128V223H126ZM194 223L196 224V226H195ZM119 224H120V222L118 223V225ZM127 224L131 226L130 227L131 229L128 228L129 230H127V227H128ZM184 224L188 225V226H185ZM54 225H53V227H54ZM201 225H202V227H201ZM204 225H206L207 228H205ZM192 226H194V229H193ZM197 226H200V227H198L199 229L197 228ZM214 226L215 227H220V229L218 228L219 229V232L217 231L218 233L216 232V228H214ZM41 227H42V229L40 230ZM195 227L197 229H195ZM208 227H211L210 229L214 228V230H215V236L214 237H213L214 230L211 231V230L208 229ZM221 227H223V228H221ZM51 228H52V226H51ZM51 228H48V229L51 230ZM190 228H192V229H190ZM35 229H37V231ZM58 229H56V230H58ZM132 229L135 230V231L132 232ZM207 229L211 232V234L209 233V231H207ZM194 230H195V232H194ZM196 230H198V231H196ZM222 230H226L227 231V232L225 231L226 234L225 233L223 234ZM40 231H41V233H40ZM59 231H58V233H59ZM128 231H131V232H128ZM190 231H192V232H190ZM53 232H55V231H53ZM53 232H52V234L55 235ZM212 232H213V235H212ZM34 233L36 234L37 239H36V237L34 238V236H35ZM194 233H196V234H194ZM216 233L219 236H221V237H218V235H216ZM220 233H221V235H220ZM228 233L231 234V235H229ZM128 234H129V236H128ZM130 234L132 235V237H134L133 235H135V237H134V239H132V241H131V235ZM209 234H210V236H209ZM222 234H223L224 237H226V236L228 237L229 236L228 237L229 240L226 237L227 241H225L224 237L222 238ZM136 236L139 237V239ZM205 237H207V238H205ZM219 238H222L224 241L221 240V239L219 240ZM127 239H124V240L127 241ZM212 239H213V241H212ZM135 240H137L138 242H136ZM133 241H135V242H133ZM39 242H40V244H42L41 240ZM209 242H211V243H209ZM37 244H36L37 247L42 246L39 243H37ZM226 244H228V245H226ZM125 245H126V243H125ZM127 245H128V243H127ZM122 246H123V244H122ZM128 248H129V245H128ZM26 249H27V251H26ZM126 249H127V247H123L121 249V250H123L120 253L121 257L122 256L126 257L127 255L130 257L132 255L131 253H129L130 250L127 249V250H129V251H127ZM251 252L253 253L252 255H251ZM27 253L25 254V256H24V254L22 255V253H21L20 254L21 257L19 255L17 260L14 259V261H12L13 263L11 262V264H23V263L27 264V262H26L27 261L26 257L28 255ZM122 253H125V254L123 255ZM133 255H134V252H133ZM229 258L232 259V260L229 261ZM259 264H262V263L260 262Z\"/></svg>", "mask_w": 264, "mask_h": 264}]
</instances>
